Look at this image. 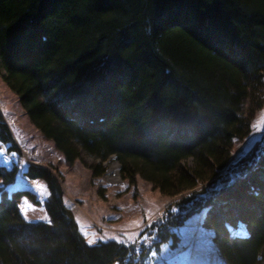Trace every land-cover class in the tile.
<instances>
[{
  "label": "trees",
  "instance_id": "trees-1",
  "mask_svg": "<svg viewBox=\"0 0 264 264\" xmlns=\"http://www.w3.org/2000/svg\"><path fill=\"white\" fill-rule=\"evenodd\" d=\"M263 76L264 0H0V78L30 123L93 177L113 156L121 178L175 197L155 226L157 252L205 208L201 225L227 264L264 263V143L231 177L216 175L263 105ZM1 144L21 155L0 114ZM17 170L0 164V264L147 258L151 245L89 244L44 166L24 175L44 180L49 219H25L19 199L34 194L6 191ZM238 222L247 235L231 238Z\"/></svg>",
  "mask_w": 264,
  "mask_h": 264
},
{
  "label": "rangeland",
  "instance_id": "rangeland-1",
  "mask_svg": "<svg viewBox=\"0 0 264 264\" xmlns=\"http://www.w3.org/2000/svg\"><path fill=\"white\" fill-rule=\"evenodd\" d=\"M0 114L21 151V155H16L0 146V163L7 167L13 162L18 164L15 180L8 190L28 189L37 199L34 202L23 196L19 201V209L27 220L49 219L44 210L48 197L45 182L40 178H28L23 172L27 164L43 165L58 177L63 203L73 214L79 231L89 244L116 240L136 249L151 245L142 264H227L211 239L212 230L201 225L205 208L172 228L179 237L176 247H170V241H167L160 245L158 252L154 251L151 247L156 223L165 210L175 207V197L162 194L140 176H136L134 182L121 178L119 164L113 156L104 161L105 170L98 177H93L90 169L79 160L68 164L53 142L45 139L30 123L17 96L1 78ZM251 127L245 139L233 142L227 165L218 171L217 176L231 177L237 161L254 144L264 143V102L255 113ZM85 159L91 161L89 157ZM229 229L231 236L245 235V230L239 225Z\"/></svg>",
  "mask_w": 264,
  "mask_h": 264
},
{
  "label": "bare ground",
  "instance_id": "bare-ground-1",
  "mask_svg": "<svg viewBox=\"0 0 264 264\" xmlns=\"http://www.w3.org/2000/svg\"><path fill=\"white\" fill-rule=\"evenodd\" d=\"M255 116V115H254ZM252 119V118H251ZM251 123V122H250ZM252 128V127H251ZM250 128V129H251ZM260 137H261V135H260ZM243 139V138H242ZM245 139V138H244ZM260 140V139H259ZM242 141V140H241ZM252 148V147H251ZM233 151V150H232ZM247 152V151H246ZM231 155V154H230ZM230 162V161H229ZM2 166H4L5 168H9V167H7L5 164H3V163H0ZM227 165V164H226ZM43 166V165H42ZM229 167V166H228ZM226 171V170H225ZM54 172V171H53ZM225 173V172H224ZM217 174V173H216ZM3 185V183L0 185V186H2ZM63 189V188H62ZM28 198V197H27ZM30 199V198H29ZM22 201V200H21ZM45 210V209H44ZM242 228H243V226L242 225H240ZM243 230H245L244 228H243Z\"/></svg>",
  "mask_w": 264,
  "mask_h": 264
},
{
  "label": "crops",
  "instance_id": "crops-1",
  "mask_svg": "<svg viewBox=\"0 0 264 264\" xmlns=\"http://www.w3.org/2000/svg\"><path fill=\"white\" fill-rule=\"evenodd\" d=\"M20 201V200H19Z\"/></svg>",
  "mask_w": 264,
  "mask_h": 264
}]
</instances>
